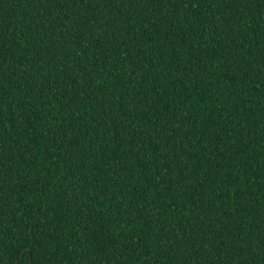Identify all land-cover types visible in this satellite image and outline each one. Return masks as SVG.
Returning a JSON list of instances; mask_svg holds the SVG:
<instances>
[{"label": "trees", "instance_id": "trees-1", "mask_svg": "<svg viewBox=\"0 0 264 264\" xmlns=\"http://www.w3.org/2000/svg\"><path fill=\"white\" fill-rule=\"evenodd\" d=\"M0 264H264V0H0Z\"/></svg>", "mask_w": 264, "mask_h": 264}]
</instances>
